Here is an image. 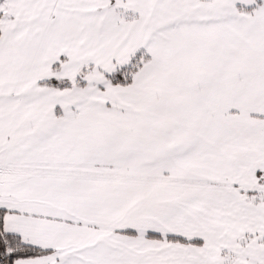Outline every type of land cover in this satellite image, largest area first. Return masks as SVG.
<instances>
[{
  "label": "snow or ice",
  "instance_id": "1",
  "mask_svg": "<svg viewBox=\"0 0 264 264\" xmlns=\"http://www.w3.org/2000/svg\"><path fill=\"white\" fill-rule=\"evenodd\" d=\"M0 264H264V0H0Z\"/></svg>",
  "mask_w": 264,
  "mask_h": 264
}]
</instances>
